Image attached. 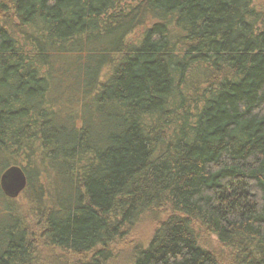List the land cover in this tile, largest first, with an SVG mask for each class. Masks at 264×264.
Wrapping results in <instances>:
<instances>
[{
  "label": "trees",
  "instance_id": "trees-1",
  "mask_svg": "<svg viewBox=\"0 0 264 264\" xmlns=\"http://www.w3.org/2000/svg\"><path fill=\"white\" fill-rule=\"evenodd\" d=\"M56 250L264 264V0H0V264Z\"/></svg>",
  "mask_w": 264,
  "mask_h": 264
},
{
  "label": "water",
  "instance_id": "water-1",
  "mask_svg": "<svg viewBox=\"0 0 264 264\" xmlns=\"http://www.w3.org/2000/svg\"><path fill=\"white\" fill-rule=\"evenodd\" d=\"M1 183L5 192L16 196L27 184V177L19 166H12L1 175Z\"/></svg>",
  "mask_w": 264,
  "mask_h": 264
},
{
  "label": "rangeland",
  "instance_id": "rangeland-1",
  "mask_svg": "<svg viewBox=\"0 0 264 264\" xmlns=\"http://www.w3.org/2000/svg\"><path fill=\"white\" fill-rule=\"evenodd\" d=\"M260 1H262V0H260ZM74 107H76V105H74ZM79 118H80V115L78 116V119L77 120H79ZM27 197L28 196H25V197H23V198H18L17 199V204H18V201L20 202V203H23V205H26L27 204ZM30 215V214H29ZM34 218V217H33ZM153 228H154V226H153V223H152V221H151V219H144L140 224H139V226L136 228V230H134V232H133V234L134 235H136L137 237H139V238H144V237H146V236H148L152 231H153ZM45 254V253H44ZM58 255H59V251L58 250H56V251H51L50 253H49V255H45L44 257H43V261L45 262V263H50V262H54V261H56L57 260V258L56 257H58ZM52 260H54V261H52ZM43 264V263H42ZM51 264V263H50ZM109 264H112V263H109ZM116 264V263H115ZM117 264H123L121 261H120V263L118 262Z\"/></svg>",
  "mask_w": 264,
  "mask_h": 264
}]
</instances>
